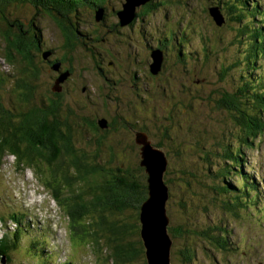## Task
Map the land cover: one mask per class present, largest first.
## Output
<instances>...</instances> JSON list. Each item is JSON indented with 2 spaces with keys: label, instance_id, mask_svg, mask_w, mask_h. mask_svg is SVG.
I'll list each match as a JSON object with an SVG mask.
<instances>
[{
  "label": "trees",
  "instance_id": "obj_1",
  "mask_svg": "<svg viewBox=\"0 0 264 264\" xmlns=\"http://www.w3.org/2000/svg\"><path fill=\"white\" fill-rule=\"evenodd\" d=\"M10 1L17 2L19 0H0V21L3 22L0 27V57L9 65L8 73L0 70V90L6 84V74H14L16 80L12 90V104L14 106L6 105L0 95V160L5 156L12 155L20 169L27 167L32 169L34 174L51 191L52 199L58 202L62 199L60 197H64V191H67L71 196V201H68L70 197L65 196L66 198L62 199V208L68 218L69 232L73 231L72 239L76 237L79 242L91 240L93 243H97V239L103 237L106 244L105 248L109 251L108 256L105 258L108 264H130L138 259L142 264H148L145 247L140 236L139 220L141 206L149 197L148 174L145 170L146 167L140 164V145L135 141L138 134L145 133L148 141L155 148L163 150L167 147L168 150L170 149L167 153L163 150L168 162L171 151L181 160L177 164V173L174 177H169V164H167V171L164 175V181L169 187V198L165 205L169 219L172 217L170 201L173 198L176 202L175 207L176 204L178 207L176 220L179 221L176 224H170L169 220L167 232L172 240L171 248L172 250L175 248V255H177L179 264H197L198 249L202 247L201 241L208 245H214L216 248L227 250L230 243L226 236V233L228 234L226 228H222L220 225L204 227L199 223V218L206 215L208 206L210 204L214 206L211 202L213 199L208 194L215 197L216 195H227L229 190L233 192L236 190L237 194L233 195L232 200L227 199L229 201L228 205L232 207L230 210L233 212H237L233 209L251 208V210L262 213L263 206L260 203L262 198L257 182L250 173L243 170L246 161L243 153L241 154L242 157L238 155L239 148L232 150L227 147L222 155V157L229 160L228 165L237 163L238 168L235 169V173L230 174L235 177L234 180L238 187H234L229 179L226 180L225 171L222 169L219 171L221 179L216 181L212 179L210 168L203 165L210 180L201 183L198 178L194 182L193 173L189 171L188 167H179L183 164V161H186V155L192 152L193 146L190 147L189 142L192 140L193 135L200 131L199 127L203 126L204 123L198 119L202 109L193 104L197 99L196 95L190 98L194 94L192 89L204 83L201 81L196 83V77L190 76V72L194 73L192 66L187 67L185 73L178 69L181 64H188V61L182 52H178L174 47H167L168 44L165 41L174 37L171 33L172 27L168 26L166 40L156 38L158 40L154 43L155 46L149 45V48L151 51L161 50L164 58H166V48L177 54L174 61L176 66L172 68H174V71H181L183 75V78L178 82L181 83V90H185L183 92L184 96L180 98L179 102L176 99L173 103L166 100L164 105L165 115H160L157 112L158 109H154L148 120H145L143 117L134 116V112L136 113L134 107L128 109L126 115L123 113L121 106V110L117 114H113L112 119L108 121L98 114H86V102H84V105H77L65 100L63 86L58 87L56 84L57 75H53L54 81L50 84V88L47 86V81L45 82L43 79L39 81L38 63L45 60L48 63L50 59H46L44 54L40 52L38 46L41 44V35L35 30L37 27L32 22L25 24L20 17H17V14L20 13L18 7H21L17 5L18 2L14 7V4ZM207 1L203 6V11L209 18V23L205 24L208 30L213 28L219 30V27L223 26L222 24L235 22L239 42L244 39L245 33L249 38L247 44L243 40L246 46L244 49L246 60L244 61L251 60L255 62L264 56V34L262 32L264 10L258 9L257 5H254V8H247L248 0ZM23 2L31 3L39 11L41 9L44 13L50 15L57 22V25H61L59 26L61 27L60 31L65 39L63 47H67V50H65V54L60 53L63 55L60 61L68 59V52L74 47V39L78 37L77 32L86 37V33L77 31L76 24L70 21L72 20L71 17H75L74 14L79 7L82 8L87 5L88 8L93 9V12L95 11L93 19L96 22V27L98 21L104 20L105 9V17L114 33L117 32V27L120 26L119 10L110 5L111 0H25ZM120 2V7H122L125 0H120ZM145 4L144 9L138 14L139 17L149 16L156 8L152 0ZM160 5L171 7V9L177 5L182 8L186 6L172 3L171 0H161ZM211 7H216L222 15L223 21L221 24H217L210 15L209 10ZM99 9H102V17L97 20L96 12ZM13 13L16 14L12 15ZM256 14H260L261 18L258 19V23L252 24L247 17ZM198 20L203 22L200 15ZM36 33H38V39ZM94 34L98 36L97 33L94 32ZM174 38L180 43L181 38L185 39V34H182V37L175 36ZM96 40L100 41L102 39L98 36ZM83 44H85L84 41L79 43L82 47ZM201 50L202 52L207 51L206 46L202 45ZM194 55L200 56V54ZM163 65L162 62L161 70L156 75L163 72ZM227 66L224 67V72L232 69L233 65L230 63ZM258 68L260 69L258 75L255 71H248L250 83L244 80L237 91L246 98V94L250 93L249 90H251V99L247 98L241 101L236 93L232 94L227 90L219 91L220 89H213L207 93V96L212 97L217 92L218 95L214 96L215 106L213 108L218 112V117L224 116V113L232 116L229 119H233L238 126L237 132L239 129L243 132V138L240 135L238 136L239 140L244 143L243 148L252 147L255 138L264 133V76L261 75L264 72V64L259 63ZM67 69L68 72L71 71V68ZM96 70L100 75H105L103 67L100 65L97 66ZM221 70L223 72V69ZM52 71L51 75L53 73L58 74L57 68L52 69ZM145 74L148 77L156 76L150 70L145 71ZM70 75L71 72L67 74L64 82L68 80ZM186 75L191 77L196 85L189 83L186 80ZM168 78H170V75H168ZM36 81H38L39 90H41V86H44V90L40 92L39 104L33 102L36 99L34 97ZM140 88L136 87L135 89V96L137 97H140ZM167 89L171 90V93L168 91V96L170 98L174 97L173 89L171 87H167ZM165 94L167 96V93ZM156 96L153 97L156 98ZM101 100L102 97L98 96V102ZM94 102L96 104L97 100L95 99ZM156 105L159 106L158 101ZM155 117L157 119L162 117L166 120V123L160 122L159 127L149 129L148 126ZM179 119L182 121L177 123ZM104 120V124L101 125ZM183 121L186 123L183 124ZM223 123L221 122V124ZM118 129L123 130L126 135L131 137L130 152L133 154L129 156L134 155V166L128 165L129 156H127V153L117 151V143L113 138L109 139V132ZM96 134L98 135L97 139ZM87 139L88 141L96 139V142L86 145ZM202 149L204 147L198 149L196 154ZM207 150H205L206 153L213 154V150L208 149V146ZM101 151L105 155L104 157ZM199 159L207 165L212 163L211 159L205 156H200ZM200 160L198 161L200 162ZM220 175L216 171L214 176L220 177ZM78 183L82 187H79ZM193 186L196 187L194 193L198 195L199 204H190L188 194L183 192L188 189V193H191ZM180 188L181 192L178 191ZM239 191L240 194H238ZM82 195L87 197H80ZM206 198L209 199L205 201ZM208 201L210 204H208ZM194 206H196V209H194ZM17 217L18 213L12 212L6 216V219L14 227L22 225L23 228L25 221L23 223L19 222L20 219ZM86 220L88 227L84 228L85 234H81ZM2 221H5L4 217ZM87 228L88 232H86ZM20 238L21 230L18 227L11 238L4 235L0 239L1 264H5L8 253L16 248V239ZM29 248L31 251L35 250V243L31 242ZM172 250L171 254L173 253ZM46 262L49 264V261ZM63 264L71 263L67 261Z\"/></svg>",
  "mask_w": 264,
  "mask_h": 264
},
{
  "label": "rangeland",
  "instance_id": "obj_2",
  "mask_svg": "<svg viewBox=\"0 0 264 264\" xmlns=\"http://www.w3.org/2000/svg\"><path fill=\"white\" fill-rule=\"evenodd\" d=\"M23 1L25 0H19L18 3L10 1V3L14 4V7L16 3L21 7H18L20 13L17 14V17H20L25 24L32 22L37 27L35 30L41 35V44L39 43L38 46L40 52L44 54L46 59H50V63H47L45 59V61L38 63L39 81L42 79L45 82L47 81V86L50 88V84L54 81L53 75H57L56 84L58 87L63 86L65 100L77 105H84V102H86V114H98L108 121L112 119L113 114H117L121 110V106L123 113L126 115L127 110L134 107L136 109L134 116L148 120L154 109H158L157 112L160 115L166 114L164 110L166 100L173 103L176 99L179 102L180 98L184 96L183 92L185 90H181V83L178 82L183 78L181 71H174V68H172L176 66L174 61L177 56L173 50L166 48V58H164L161 74L148 77L145 71H148L150 65H153L156 61L152 55L153 52L149 48V45L155 46L154 43L158 40L156 38L166 40L169 27H172L171 33L174 37H182V34H185V39L181 38L180 43L174 37L167 39L165 42L168 44L167 47H174L178 52H182L188 61V64H181L178 69L185 73V69L192 66L194 73L190 72V76L196 77V83H200V81L204 83L197 86L198 88H193L194 94L190 97L193 98L196 95L197 99L193 104L202 109L198 119L204 123L203 126L199 127L200 131L195 133L189 142V146H193L192 152L186 155V161H183V164L179 167H188L189 171L193 173L194 182L198 178L201 183L210 180L203 165L210 168L212 179L216 181L221 179L219 171L222 169L225 171L226 180L229 179L234 187H238L234 180L235 177L230 174L235 173V169L238 168L237 163L228 165L229 160L222 157V155L227 147L232 150L239 148L238 155L242 157L241 154L243 153L246 161L243 170L250 173L257 182L262 198L260 203L263 206L262 213L251 210V208L233 209L237 211L233 212L230 210L232 207L228 205L229 201L227 199L232 200L233 195L237 194L236 190L234 192L229 190L227 195H216L215 197L208 194L213 199L211 202L214 206L208 201L210 206L206 210V215L199 218V223L204 227L220 225L222 228H226L228 230L226 236L230 247L227 250H222L201 241L202 247L200 245L201 248L198 249L197 264H264V133L255 138L252 147L243 148L244 143L238 138L239 135L243 138V132L241 129L237 132L238 126L233 119H229L232 116L224 113V116L218 117V112L213 108L215 106L214 96L218 95L217 92L212 97L207 96V93L213 89H220L219 91L227 90L229 93H236L241 101L247 98L251 99V90H249L250 93L246 94V98L237 91L244 80L250 83L248 71H255L256 75L259 74L260 69L258 66L261 62L264 64V56L255 62L251 60L244 61L246 60L244 51L246 46L243 40L246 44L249 41L246 33L244 39L239 42L235 22L222 24L223 26L219 27V30L215 28L208 30L205 24L209 23V18L203 11V6L205 2H208L207 0H171L172 3L182 5L189 3L184 8L177 5L173 9L161 6V0H152L156 8L149 16L143 15L142 17H139L138 14L146 4L137 5L133 16L130 7H124V13L121 16L124 15L123 18L127 20H120V26L117 27L115 33L109 27L108 20L105 17L106 9L104 10V20L98 21L96 27V22L93 19L95 11L93 12V9L84 5L82 8L79 7L74 14L75 17H71L72 20L70 21L76 24L77 31H84L86 37L77 32L78 37L74 39L75 45L68 52V59L60 61L62 54H65V50H67V47H63L65 39L60 31L61 27L59 26L61 25H57V22L41 9L39 11L31 3ZM211 1L215 2L216 0ZM119 2L120 0H111L110 5L120 11L123 7H120L121 2ZM254 5H257L258 9L264 10V0H248L246 7L254 8ZM199 15L202 17L203 22L198 20ZM98 17L102 16L98 15ZM259 18H261L260 14L247 17L252 24L258 23ZM2 25L3 22L0 21V27ZM92 30L102 40H96L98 36H95ZM182 31L184 32L182 33ZM262 32L264 34V27ZM38 33H36L37 39ZM154 38L155 40H153ZM83 41L85 44L82 47L79 43H83ZM202 45L206 46L207 51L202 52ZM191 51L194 54H200V56H195ZM230 63L233 65L232 69L224 72V67H228L227 64ZM98 65L103 67L105 75H100L96 70ZM8 66L0 57V70L8 73ZM55 68L58 69V74L53 73L51 75L52 69ZM67 68H71V71L68 72ZM221 69H223V72ZM70 72V77L64 82ZM168 75H170V78H168ZM261 75L264 76V72ZM5 77L6 84L0 90L1 99L6 105L14 106L12 104V90L15 86L16 77L14 74H6ZM186 80L193 85L195 84L191 77L187 75ZM136 87H141L140 97L135 96ZM167 87L173 89L174 97L170 98L168 96V91L171 93V90H168ZM40 89L43 91L44 86H41ZM165 89L167 90L164 91ZM41 90H39L38 81H36V91L34 93L36 99L33 100L35 104H39ZM165 93H167V96ZM98 96L102 97L99 102ZM153 96H156V98ZM95 99L98 104H95ZM157 101L159 106L156 105ZM180 121L182 120L179 119L177 123ZM160 122L165 124L166 120L162 117L160 119L155 117L148 128L159 127ZM221 122L224 123L221 124ZM184 123L186 122L183 121ZM109 133V139L113 138L118 145L117 151L126 152L127 156L133 154L130 152V136L120 129ZM95 136L97 139L98 135ZM96 139H91V141L87 139L85 144L91 145L96 142ZM207 146L208 149L213 150L212 155L205 152V150L208 151ZM202 147L204 149L196 154L198 149ZM163 150L167 153L170 149L168 150L166 147ZM169 154L168 170L169 177L172 178L176 175L177 164L181 160L172 151ZM102 156L105 155L102 153ZM200 156L210 158L211 165L201 161ZM127 163L130 166L135 165L134 155L129 156ZM216 171H218L220 177L214 176ZM77 185L82 187L80 183ZM194 190H196V187L193 186L191 193H188V189L183 192L188 194L190 204H199L198 195L194 193ZM178 191L181 192V188ZM238 194H240V191ZM63 195L64 197L60 198L63 199L68 196L70 197L68 201H71V196L66 190ZM52 197L51 191L34 174L32 169L29 167L20 169L16 165L14 156H5L0 160V216L12 212H21L25 214V217H22L19 222L23 223L24 219H28L24 220L25 225L23 228L22 225L18 226L21 230V238L16 239V248L8 253L5 264H47L46 261H49V264H63L67 261L71 264H108L105 261L109 253L108 249L105 248V239L100 237L97 239V243H93L91 240L79 242L76 237L72 239L73 231L69 232V222L62 208V199L58 202ZM80 197L85 198L87 196L82 195ZM208 199L204 200L207 201ZM170 203L172 216L170 217V224H176L179 221L176 220L178 207L177 204L175 207L174 198ZM194 207L196 209V206ZM85 227H88L87 220L84 222L81 234H85ZM15 229L16 227L10 224L9 221H0V239L4 235L11 238ZM86 232H88V228ZM31 242H34L36 247L33 251L29 248ZM172 251L173 253H170V264H179L177 255H175V248ZM130 264L142 263L138 259Z\"/></svg>",
  "mask_w": 264,
  "mask_h": 264
},
{
  "label": "water",
  "instance_id": "obj_3",
  "mask_svg": "<svg viewBox=\"0 0 264 264\" xmlns=\"http://www.w3.org/2000/svg\"><path fill=\"white\" fill-rule=\"evenodd\" d=\"M149 0H125L123 9L118 11L121 21L124 19V7H130L134 15V9L137 5L145 4ZM210 15L217 24H221L223 17L216 7H211ZM102 16V9L96 12V19ZM155 62L150 65L149 70L156 75L162 66L164 55L161 50H152ZM159 57V58H158ZM159 61V62H158ZM105 122L102 121L101 125ZM136 143L140 145L141 161L148 174V194L149 197L141 206L139 214L140 220V236L145 247V256L148 264H170V253L172 240L167 232L169 217L166 214L165 205L169 198V187L164 181V175L167 171L168 159L165 152L159 148H155L148 141L145 133L138 134Z\"/></svg>",
  "mask_w": 264,
  "mask_h": 264
},
{
  "label": "flooded vegetation",
  "instance_id": "obj_4",
  "mask_svg": "<svg viewBox=\"0 0 264 264\" xmlns=\"http://www.w3.org/2000/svg\"><path fill=\"white\" fill-rule=\"evenodd\" d=\"M163 63H164V59H163Z\"/></svg>",
  "mask_w": 264,
  "mask_h": 264
},
{
  "label": "bare ground",
  "instance_id": "obj_5",
  "mask_svg": "<svg viewBox=\"0 0 264 264\" xmlns=\"http://www.w3.org/2000/svg\"><path fill=\"white\" fill-rule=\"evenodd\" d=\"M138 6H140V5H138ZM21 213V212H20Z\"/></svg>",
  "mask_w": 264,
  "mask_h": 264
}]
</instances>
